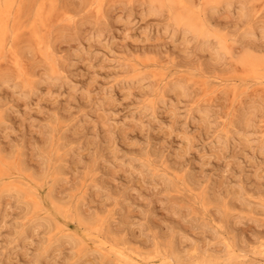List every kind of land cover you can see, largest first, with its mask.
I'll use <instances>...</instances> for the list:
<instances>
[{"label":"rangeland","instance_id":"1","mask_svg":"<svg viewBox=\"0 0 264 264\" xmlns=\"http://www.w3.org/2000/svg\"><path fill=\"white\" fill-rule=\"evenodd\" d=\"M20 1L22 7L20 16L23 13L21 22L25 25L31 24L35 10L45 0ZM63 1H65V7L62 0H59L56 9L60 10L61 15L55 13L57 17L55 16L54 19H52L53 15L50 16L52 18L47 20V24L52 23V26H43L41 31L45 37L49 36L47 38L51 41L54 50L57 48L55 56L63 61V64L66 62L68 65L70 61L69 66H71L73 63L71 71L65 64L68 70L67 72L65 69V74L71 75L72 79L68 83L55 79L47 80L42 91L33 96L21 95V91L15 88L14 82L0 85V97L2 101L8 102L1 108L2 111L0 110V126L2 125L0 152L6 159L16 160L19 163L24 160L23 165L27 166L28 173L34 172L42 177L46 176L42 180L41 195L46 198L49 192L55 189L54 194L57 192V199L70 207V212L67 214V226L65 232L56 234L50 233L46 224L36 223L41 226L36 224L31 226V232L29 230L23 237L22 229L27 221L25 200L18 197L15 192L8 194L9 196L5 195L0 207V264H119L114 255L98 250L94 240L88 239L83 247L76 248L72 240H67L63 236L71 233L83 234L90 230L100 233L109 242L117 243L127 255L135 252L149 260H155L151 264H159L154 256L169 252L173 242L182 251L180 253L186 256L184 260L186 259L190 264H212L204 261L207 257H218L217 264L239 263L238 258H233L237 259V262L230 260L226 247L227 241L237 243L240 247L238 253L242 251V254L246 253L250 261L251 258L254 259V264H264V150H256V140L252 139L248 142L245 138L249 137L248 134L244 136L245 133H241L240 135H243L241 138L233 133L240 114L242 115L250 104H259L256 107L264 113V89L262 93L260 89L256 90L259 86L252 84L253 82H241L237 79L230 81L231 73L227 69L229 65L226 62L223 65L227 66L219 64L216 68H209L212 64L210 65L208 53L206 56V53L195 52L193 48L190 50V55H187L188 47L193 45L187 43L183 35L174 36L172 30L165 29L163 25L166 19L154 18L146 11L143 13L146 0H107V3H104L106 0H97L100 4L97 3L99 6L94 4L95 9L90 6L89 11L86 10L88 7L83 6L92 15H88L82 9L83 4L80 0L79 2L78 0ZM30 2L34 7L28 5ZM77 2L80 4L77 5ZM68 4L71 6L67 8ZM227 6L218 11L215 19L217 17L216 21L221 22L223 26L228 24L226 27L232 29L235 25L234 17H236L237 9ZM100 7L103 9L101 10ZM64 8H67L69 12L65 13L68 10ZM229 8L232 9L229 10ZM98 9L99 11L96 12ZM71 10L75 13H72L74 17L71 14L73 18L69 17ZM95 12L102 17L101 20L97 18ZM263 12L261 14L264 15ZM63 14L67 17L65 20H62ZM261 14L259 20L264 21V16ZM119 15L120 21L117 19ZM128 16L131 17V22H128ZM232 17L234 21H231ZM101 32L104 34L100 37L98 35ZM89 33L93 34L91 41L83 43V40L88 38L87 35H91ZM26 36L28 35L21 38L25 40L24 42L20 39V43H15L12 38L9 39V57H7L9 62L4 63L2 68L12 72L11 74L16 73L13 52L17 51L22 59V68L24 67L30 74L36 73V79L43 72L44 62L34 50L33 54L32 48L28 50L27 46L33 39ZM259 39L261 41V38ZM79 42L84 47L78 49ZM143 46L147 49L159 47L160 51L150 52V49L145 51L147 55H151L147 56V59L153 56L151 59L160 62H158V69L152 66L145 67L141 69L142 72L147 71L148 68L149 72L156 69L160 73L165 71L168 78L173 76L174 80H188L192 73L199 72H193L191 67L202 62L206 70H211L218 77L213 73L203 75L199 72L193 79H196V82L208 79L209 83L203 82L204 84L198 85L194 81H188L187 85L191 93L188 100L181 95H179L181 99L178 98L175 91H171L172 93H169L166 99L171 98L173 102L166 100L163 105L164 102L158 97L159 91L153 92L147 98L160 101L159 105L156 104V111L153 108V100L150 106L145 101L148 99L141 97L142 90L153 83V78L143 80L138 77L135 82L134 79L132 82L124 78L123 82L118 75L119 79H116L117 76L114 73L123 66L120 64L124 63V60L127 63L134 59L133 62L136 63L138 51L133 47H140V50ZM123 47L129 48L126 49L127 52H124ZM121 48L123 55L125 53L126 57L134 55L137 61L132 56H129L130 59L127 57V60L123 55L119 57L122 51L119 53L115 51ZM183 50L185 52L182 54ZM145 51H139L137 56L140 53V58H144ZM120 58L123 60L121 63ZM164 67L169 68L162 70ZM180 75L181 77L178 78ZM138 79L143 83H137ZM172 79L169 78V80ZM220 85L223 87L220 88ZM203 86L206 89H202ZM212 86L219 88L221 92L217 90L218 93L215 91L214 96L210 94L206 97L209 103L207 104L206 101L201 100L206 94L201 90L211 91ZM225 86L227 88L229 86L230 93ZM243 86L247 87L245 88L247 94L245 93L242 97L243 101L241 99L243 104L242 102L233 104L232 98L229 97V95L234 96L232 87H237L239 91ZM193 101L196 103L193 104ZM199 102H202L201 105ZM145 104L155 111L149 107L147 109ZM192 106L194 109L190 110ZM233 106L235 107L232 109ZM209 111L212 113L210 116ZM235 111L239 113L237 112L236 115ZM260 119L259 116L257 123L259 135L264 130V117H262L263 120L260 121ZM53 120L59 121V128H65L60 129V133H57L55 137L52 134V127L57 123ZM225 120L228 121L226 124ZM230 120L236 121L235 124H230ZM214 122L215 125L212 126ZM212 127L214 130H211L209 134ZM226 129H229L227 135L224 131ZM64 130L68 133L67 137ZM108 133H110L109 136ZM62 135L66 137L67 145H64L62 151L55 157V165L59 167V171L63 169L64 174H58L54 180L55 174L47 175V160L44 156L47 149L50 150L48 147L52 141L51 138L56 146L66 142L61 141ZM215 135L217 137L221 135L223 141L219 137L217 139ZM228 136L233 137L231 138L233 142L228 139ZM253 150L257 152L253 154ZM184 175L186 182L183 183V180L179 178ZM13 179L12 181H18L16 178ZM175 179L176 187L173 186ZM28 186V182L25 181V187ZM205 192H207L208 203L205 202ZM219 200H227L230 204L228 218L223 215V210L218 204ZM79 213L82 219H85L84 221L78 218ZM96 217L101 218V222L93 224ZM49 241H52L50 246ZM46 245L50 247V252L41 260V249ZM247 258L245 259L248 260Z\"/></svg>","mask_w":264,"mask_h":264},{"label":"bare ground","instance_id":"2","mask_svg":"<svg viewBox=\"0 0 264 264\" xmlns=\"http://www.w3.org/2000/svg\"><path fill=\"white\" fill-rule=\"evenodd\" d=\"M32 1V0H31ZM39 1V0H38ZM71 1V0H70ZM69 1V2H70ZM144 1V0H143ZM33 2V1H32ZM30 2L28 3V5H32L33 3ZM35 2V1H34ZM58 2L59 0H45L43 2H41L38 6V8L36 9L37 5L35 7V12L33 15V20L31 21V24H24L21 22V1L20 0H0V85L3 83H7V82H14L15 83V88L17 90H20V94L21 95H34L36 93H40L42 91V88L44 86V84L46 83L47 80H57L60 81L62 83H68L71 81L72 77H70L71 75H67L65 74V71L67 70V68L65 67L67 64L65 62V64H63V61H60L59 58H57L55 56V49L51 43V41L45 37L43 35V32L41 31V27L43 26H47L49 24H47V20L49 21L50 16H52L51 18L54 19L56 14L55 13H59L60 14V10H56L58 7ZM61 6L64 5L65 7V1L62 0ZM74 2V1H73ZM79 2V0H78ZM78 2L76 3L77 5ZM80 2L83 4L81 7L83 10H85V8H83V6L85 5L86 7H88V9L86 8V10H89V7L91 6L92 8L95 6L97 3L100 4V2L97 0H80ZM145 4V10L143 11V13L146 11L148 13H150V15H153L154 18L157 19H166V23L163 25L165 27V29L167 30H172L174 32V36H176L177 34H181L183 35V39L189 43L192 44L193 47L189 46L188 50L186 54L190 55V50H192L194 48L195 52H202L203 54L208 53L209 56V61H210V65L211 67L209 68H216V65H226L223 63L226 62L227 65H229L227 67V69L229 70V72L231 73L230 75V81L231 80H240L241 82H253L252 84H255L259 87H263L264 86V41H262V39H264V21L259 20L260 14L264 11V0H146L144 1ZM107 3V0L106 2ZM26 4V3H24ZM63 4V5H62ZM71 4V3H70ZM67 6V8L69 7V5ZM95 4V6H94ZM103 4V2H102ZM101 4V5H102ZM228 4V6H227ZM98 5V4H97ZM24 6V5H23ZM71 6V5H70ZM99 6V5H98ZM235 7L237 9V11L235 12L236 17H234L235 21V25L234 28L229 29L228 24H225V26H223V24L219 21H216L215 16H218V11L222 8V7ZM29 7V6H28ZM32 7H34V5H32ZM31 7V8H32ZM74 7V5H73ZM78 7V6H77ZM67 8H64V10H66ZM72 8V7H70ZM91 8V9H92ZM99 8V7H98ZM232 8H229L232 9ZM28 9V8H26ZM74 9V8H72ZM100 9L102 10L103 7ZM105 9V7H104ZM235 9V10H236ZM55 10V11H54ZM63 10V9H62ZM63 10V12H64ZM68 10V9H67ZM88 13V11H86ZM100 10V11H101ZM24 11V10H23ZM28 11V10H27ZM54 11V12H53ZM72 11V10H71ZM78 11V10H76ZM82 11V10H81ZM99 11L96 10V12ZM233 11V10H232ZM53 12V14H52ZM69 12L66 11L65 13ZM95 12V13H96ZM220 12V11H219ZM73 11L71 13H69V17L71 18L73 14ZM92 13V12H91ZM229 13V12H228ZM233 13V12H232ZM264 13V12H263ZM72 14V15H71ZM77 14V13H76ZM97 14V18H99L101 20L102 17L98 16ZM95 14V15H96ZM103 14V13H101ZM61 15V14H60ZM64 15V16H63ZM62 20H65V14H63ZM83 15V14H82ZM88 15H92L89 14ZM229 15V14H228ZM234 15V14H232ZM263 15V14H261ZM103 16V15H101ZM231 16V15H230ZM229 16V19H230ZM264 16V15H263ZM32 17V16H31ZM57 17V16H56ZM74 17V15H73ZM72 17V18H73ZM84 17V16H83ZM92 17V16H91ZM94 17V16H93ZM96 17V16H95ZM50 18V19H51ZM67 18V17H66ZM89 18V17H88ZM96 18V19H97ZM105 18V17H104ZM103 18V19H104ZM107 18V17H106ZM120 18V15L117 16L118 21ZM131 18V17H130ZM129 16L127 17L128 22L130 21ZM58 19V18H57ZM60 19V18H59ZM95 19V20H96ZM102 19V20H103ZM116 19V18H115ZM116 19V20H117ZM121 19H122V14H121ZM125 19V18H124ZM123 19V20H124ZM126 19V20H127ZM67 20V19H66ZM72 20V19H71ZM98 20V19H97ZM221 20V19H220ZM233 17H232V20ZM61 22V21H60ZM88 22V21H86ZM98 22V21H97ZM131 22V21H130ZM163 22V21H162ZM50 23V22H49ZM123 23V22H122ZM226 23V22H224ZM51 25H49L50 27L52 26V23H50ZM56 24H58L56 22ZM96 24V23H95ZM54 25V24H53ZM231 25V24H229ZM48 26V27H49ZM94 26V25H93ZM122 26V25H121ZM120 26V27H121ZM128 26V25H127ZM83 27V26H82ZM124 27V26H123ZM232 27V25H231ZM69 28V27H68ZM101 28V27H100ZM48 28H46L47 30ZM71 29V28H70ZM82 29V28H81ZM80 29V30H81ZM102 29V28H101ZM65 30V29H64ZM45 31V30H44ZM94 31V30H93ZM50 32V31H47ZM97 32V30H96ZM100 32V31H98ZM169 32V31H168ZM51 33V32H50ZM91 34V33H89ZM98 34V33H97ZM101 34H104L103 32H101L98 36L101 37ZM24 35H28L26 36L27 38L29 37L30 39H33L31 41V44L27 46L28 50L32 48V52L33 50L35 51V53L39 54L38 56H41L40 58H42V61L44 62V68L43 72L40 74L39 78H36V73L30 74L29 72H26V70L24 69V67L22 68V59L20 56H18L17 51L13 52V55L15 56V62H16V73L15 74H11L6 70H3V65L6 62H9L8 58V45H9V39L12 38L14 40L15 43L19 42L20 39L24 36ZM88 38L86 36V39L80 42L86 43V42H90V38L93 37V34L91 35H87ZM104 36V35H103ZM73 37V36H72ZM108 37V36H106ZM178 37V36H177ZM261 38V41H259ZM28 39V40H30ZM68 39V38H67ZM84 39V38H83ZM23 42L25 40L21 39ZM174 40V39H173ZM78 44V49L84 47L83 44L81 43ZM174 42V41H173ZM185 42V43H186ZM20 43V42H19ZM30 43V41H29ZM54 43V42H53ZM59 43V42H58ZM57 44V43H56ZM92 44V43H91ZM13 47V46H12ZM144 47V46H143ZM139 50L140 47H133L135 48V50L139 51H145L147 49V47L143 48ZM163 47V46H162ZM161 47V48H162ZM77 48V47H76ZM112 48V47H111ZM119 48V47H118ZM126 48V47H125ZM131 48V47H130ZM157 47H153V48H149L148 47V51L150 49V52L152 50H158L160 51V49H156ZM12 49V48H11ZM117 49V48H116ZM127 50L129 49L128 47L126 48ZM125 50L124 52H127V50ZM75 50V49H74ZM111 50V49H110ZM123 50L118 49L115 52L118 51H122L121 55H119V57H121L123 55ZM131 50H134L131 48ZM146 50V51H147ZM19 51V50H18ZM22 51V50H20ZM59 51V50H58ZM57 51V53H58ZM112 51V50H111ZM143 52L142 54L144 55V58H140L141 55L139 53V55L137 56L138 52H136V57L133 55H128L127 57L129 58V56H132L135 58V61H137L136 63L133 62L134 59H132V61H126L118 59L121 61H123L124 63L120 64L123 65L119 66V70L117 72H114L116 74V76H120V81H123L124 78H127V80H131L133 82L136 81V79L139 77L141 79H149V78H153V85H149L147 86V88L143 89L140 88V90H142L143 92L141 93V97L147 98L149 95L153 94V92L159 91L158 92V97H160L162 99V101H166V96L170 95L169 93H176L179 97V95L183 96L185 99L188 100L189 96H190V88L187 85L188 81H194L196 82V79L194 80L193 77L197 76V74L199 72H201L203 75L205 73H213L211 72V70H206L203 67L202 62L201 63H197L196 65H193L191 67V69L193 70V72H198L197 74L192 73L191 77L187 79H177L174 80V77L172 80H169L168 75L165 71H161V73L156 70V69H150L151 71L149 72V68L147 69V71L145 70L144 72L141 71L142 68L145 67H158V62H160L159 60H155V59H151L153 58V56L150 59H147V56H151V55H147V53ZM163 51V50H162ZM165 51V50H164ZM178 51V50H177ZM27 52V51H25ZM74 52V51H73ZM129 52V51H128ZM179 52V51H178ZM181 52V51H180ZM185 51L183 50L182 54ZM20 53V52H19ZM29 53V52H28ZM117 53V55H118ZM132 53V52H131ZM129 53V54H131ZM160 53V52H159ZM201 53V54H202ZM16 54V55H15ZM34 54V52H33ZM32 54V55H33ZM112 54H114L112 52ZM126 54V53H125ZM125 54L123 55V57L125 56ZM152 54V53H151ZM181 54V55H182ZM200 54V53H199ZM22 55V54H21ZM36 55V54H35ZM59 55V53H58ZM57 55V56H58ZM116 55V56H117ZM23 56V55H22ZM37 56V58H38ZM202 56V55H201ZM205 56V57H206ZM30 57V56H29ZM70 57V56H69ZM118 57V58H119ZM126 57V56H125ZM126 57V60H127ZM157 57V55H156ZM203 57V56H202ZM117 58V57H116ZM171 58V57H170ZM194 58V56H193ZM192 58V59H193ZM125 59V58H124ZM130 59V58H129ZM137 59V60H136ZM63 60V59H62ZM171 60V59H170ZM200 60V58H199ZM13 61V60H12ZM25 61V60H24ZM73 61V59H72ZM71 61V62H72ZM172 61V60H171ZM175 61V60H174ZM198 61V60H197ZM202 61V59H201ZM208 61V62H209ZM119 62V61H117ZM129 62V63H128ZM14 63V62H13ZM24 63V62H23ZM38 63V62H37ZM68 63V62H67ZM162 63V62H161ZM171 62H169L170 64ZM175 63V62H174ZM193 63V62H192ZM207 63V62H206ZM36 64V63H35ZM72 65H70V61L69 64L67 65L68 70L71 71V69L73 68V63H71ZM168 64V63H167ZM191 64V63H190ZM43 65V64H42ZM64 65V67H63ZM184 64H182L183 66ZM226 65V66H227ZM25 66V65H24ZM171 66V65H170ZM189 66V65H188ZM42 67V66H41ZM218 67V66H217ZM220 67V66H219ZM15 68V67H14ZM26 68V67H25ZM169 68V67H167ZM167 68H163L162 70H167ZM41 69V68H40ZM41 69V70H42ZM66 69V70H65ZM158 69V68H157ZM189 69V67H188ZM224 69V68H223ZM40 70V71H41ZM64 70V72H63ZM67 70V72H68ZM144 70V69H143ZM141 71V72H140ZM210 71V72H209ZM227 71V70H226ZM14 72V71H13ZM39 72V71H38ZM74 74V71H72ZM140 72V73H139ZM135 73V74H134ZM153 73V74H150ZM182 73V72H181ZM226 73V72H225ZM30 74V75H29ZM39 74V73H38ZM71 74V73H70ZM114 74V75H115ZM132 74V75H130ZM174 74V73H173ZM176 74V73H175ZM214 74V73H213ZM211 74V75H213ZM219 74V72H218ZM178 75V74H177ZM208 75V74H207ZM215 75V74H214ZM117 76L116 79H119ZM184 76V75H182ZM206 76V75H205ZM217 76V75H215ZM74 77V76H73ZM181 75L178 77L180 78ZM189 77V75L187 76ZM214 78V76H211V78ZM218 77V76H217ZM216 77V78H217ZM207 78V77H204ZM115 79V80H116ZM210 79V78H209ZM221 79V78H220ZM138 79V82H141V80ZM223 80V79H222ZM228 80V78H227ZM119 81V82H120ZM126 81V80H125ZM50 82V81H48ZM118 82V83H119ZM124 82V81H123ZM204 83L208 84L209 80L208 79H204L203 80ZM203 82H196V84L199 85V83L204 84ZM229 82V81H228ZM61 83V84H62ZM143 83V82H141ZM140 85H143L141 84ZM148 83V82H147ZM189 84V83H188ZM225 84V83H224ZM230 84V83H229ZM228 84V85H229ZM234 84V83H233ZM237 84V83H236ZM249 84V83H248ZM247 84V85H248ZM64 85V84H63ZM66 85V84H65ZM235 85V84H234ZM245 85V86H247ZM253 85V86H255ZM227 86V85H226ZM225 86V87H226ZM230 86V85H229ZM228 86V88H229ZM249 86V85H248ZM2 87V86H1ZM144 87V86H143ZM204 87V86H203ZM206 87V85H205ZM202 88V89H206V88ZM215 87V86H214ZM212 86V89L214 88ZM223 87L222 85H220V88ZM224 87V88H225ZM257 88L256 90L259 91H263V88ZM177 88H180L182 90H177ZM192 88V87H191ZM209 88V87H208ZM226 87V90H229L231 88L228 89ZM244 88V86H243ZM240 87L241 90L238 91L237 87H232V92L234 94V96H230V98H232L233 104H235L236 102H242L243 99L242 97L245 95V93L247 92V87L244 88ZM252 88V87H251ZM256 88V87H254ZM253 88V90H254ZM2 89V88H1ZM159 89V90H158ZM174 89V90H173ZM195 89V87H194ZM208 90V91H202L201 92H206V94H201L204 95V98L201 99L202 101H206V97H208L210 94L213 95V93H216L217 90H219V88H214V90ZM16 90V91H17ZM187 90V91H186ZM250 90V89H249ZM1 91V90H0ZM172 91V92H171ZM196 91H198L196 89ZM216 91V92H215ZM220 91V90H219ZM223 91V90H222ZM241 91V92H240ZM258 91V92H259ZM140 92V91H139ZM221 92V91H220ZM225 92V91H224ZM231 92V90H229V93ZM253 92V91H252ZM257 92V91H256ZM218 93V92H217ZM249 93V91H248ZM255 93V92H254ZM260 93V92H259ZM263 93V92H262ZM2 94V93H1ZM197 94V93H196ZM200 94V97L202 96ZM220 94V93H219ZM232 94V93H231ZM247 94V93H246ZM251 94V93H250ZM261 94V93H260ZM139 95V94H138ZM155 95V94H154ZM157 95V94H156ZM173 96V94L171 95V97ZM175 96V95H174ZM196 96V95H195ZM214 96V95H213ZM212 96V97H213ZM170 97V96H169ZM191 97V96H190ZM199 97V99H200ZM175 98V97H174ZM184 98L182 100H184ZM214 98V97H213ZM217 98V97H216ZM249 98V97H248ZM140 97L138 98V100L140 101ZM148 99V98H147ZM159 99V98H158ZM169 99V98H168ZM171 99V98H170ZM167 100V101H171V100ZM181 99V98H180ZM210 99V97H209ZM242 99V101H241ZM153 100V102H152ZM198 100V99H197ZM200 100V101H201ZM212 100V98L210 99ZM231 100V99H230ZM260 100V99H259ZM146 104H149L152 102L153 104V108L156 110V104L159 105L160 101L154 100V99H148L145 100ZM150 101V102H149ZM180 101V100H179ZM208 101V100H207ZM206 101V102H207ZM230 101V102H232ZM246 101V100H245ZM244 101V103H245ZM138 102V101H137ZM144 102V100H143ZM149 102V103H148ZM173 102V101H171ZM204 102V103H206ZM261 102V101H260ZM139 103V102H138ZM196 101H193V104H195ZM200 103V102H199ZM199 103H197V105L199 106ZM202 103V102H201ZM200 103V105H201ZM211 103V102H210ZM254 103V102H253ZM258 103V102H257ZM8 102L2 101V97H0V110L1 108L5 107V105H7ZM145 104V105H146ZM207 104H209L207 102ZM212 104V103H211ZM243 104V102H242ZM247 104V103H246ZM256 104V103H255ZM163 105H165V102L163 103ZM230 105V104H229ZM228 105V106H229ZM259 105V104H256ZM256 105L254 104H250L245 111H243V114H240V119L237 121V125L234 128V134L238 136H241V138H243V135H240L241 133H245L244 136L246 134H248L249 137H245L246 140L249 142L250 140H256V146L257 149L260 150H264V130H262V134L259 135L260 130L259 128H257V123H258V117L260 116L261 120L262 117H264V114L260 109H258L256 107ZM261 105V103H260ZM147 106V105H146ZM151 106V105H150ZM150 106H147V109ZM213 106V104H212ZM263 106V105H262ZM261 106V107H262ZM144 107V106H142ZM197 107V106H196ZM203 107V106H202ZM211 107V106H210ZM231 107V106H230ZM235 106L232 107V109ZM240 107V106H239ZM242 107V106H241ZM152 108V110H154ZM188 108V107H187ZM213 108V107H211ZM190 109V108H188ZM194 109V107L192 106V108L190 110ZM214 109V108H213ZM7 110V109H6ZM154 110V111H155ZM235 110V109H234ZM2 111V110H1ZM157 111V110H156ZM159 111V110H158ZM204 111V110H203ZM230 111V110H229ZM193 112V111H192ZM191 112V113H192ZM198 111H196L197 113ZM202 112V111H201ZM200 112V114H201ZM206 112V110H205ZM210 112V111H209ZM215 112V110H214ZM219 112V111H218ZM233 112V111H232ZM236 112V111H235ZM234 112V113H235ZM238 112V111H237ZM236 112V115L239 113ZM156 113V112H155ZM208 113V110H207ZM206 113V114H207ZM217 113V112H216ZM231 113V112H230ZM262 113V114H261ZM195 114V113H193ZM228 114V113H227ZM1 115V114H0ZM157 115V114H156ZM192 115V114H191ZM190 115V116H191ZM212 115V113L210 112L209 116ZM230 115V114H229ZM233 115V114H231ZM235 115V114H234ZM221 116V115H219ZM208 117V114H207ZM206 117V118H207ZM223 117V116H221ZM236 117V116H235ZM109 118V117H108ZM211 118V117H210ZM213 119V118H211ZM225 119V118H224ZM230 119V118H229ZM232 119V118H231ZM59 120V119H58ZM105 120V119H104ZM106 120H108L106 118ZM204 120V118H203ZM222 120V119H221ZM235 120V119H234ZM234 120H230V124H235ZM54 121V120H53ZM63 121V120H62ZM206 121V119H205ZM226 121V120H225ZM55 123H57L54 127H52V134L55 135L57 133H60V129L58 126L59 121L56 122V120L54 121ZM224 122V121H223ZM228 121L225 122V124ZM67 123V122H65ZM105 123V122H104ZM107 123V122H106ZM209 123V121H208ZM213 123V122H212ZM220 123V122H219ZM68 124V123H67ZM224 124V123H223ZM66 125V124H65ZM215 125L212 124V126ZM229 125V124H228ZM2 126V125H1ZM0 126V127H1ZM63 126V125H61ZM60 126V127H61ZM70 126V125H69ZM210 126V124H209ZM222 126V124H221ZM227 126V125H226ZM6 127V126H5ZM220 127V126H219ZM70 128V127H69ZM117 128V127H116ZM213 128V127H212ZM217 128V125H216ZM222 128V127H221ZM226 128V127H225ZM4 129V128H3ZM65 129V128H64ZM223 129H224V125H223ZM214 130L210 128L209 130V134L211 133L210 131ZM62 131V130H61ZM66 131V130H64ZM220 131V129H219ZM226 135L229 132V129L224 130ZM110 132V130H109ZM232 132V131H231ZM107 133V131H106ZM111 133V132H110ZM108 133V136L109 134ZM65 136L67 137L66 133L64 132ZM208 134V133H207ZM57 136V135H56ZM106 136V137H108ZM111 136V135H110ZM216 136V135H215ZM223 136V134H222ZM251 136V137H250ZM255 138H252V137ZM66 137H64V135L61 136V141L65 140L66 142H61L59 143L57 146L52 139V141L50 142V145L48 148H50V150L47 149V151L45 152V158L47 160V175L51 176V174H55L57 177L58 174H64V170L60 169L59 171V167H57L55 165L56 161H55V157L58 156L59 152L62 151V147L64 145H67V140L65 139ZM213 137V136H212ZM217 137V136H216ZM218 137L221 139V135ZM217 137V139H218ZM225 137V136H224ZM236 137V136H235ZM69 138V137H68ZM109 138V137H108ZM107 138V139H108ZM231 136H228V139L231 140ZM238 138V137H237ZM70 139V138H69ZM111 139V137L109 138ZM215 139V140H217ZM219 139V140H220ZM227 139V138H226ZM108 141V140H107ZM218 141V140H217ZM221 141H223L221 139ZM218 141V142H221ZM110 142V141H109ZM108 142V143H109ZM112 142V141H111ZM225 142V140H224ZM231 142H233V139L231 140ZM70 143V142H68ZM247 143V142H246ZM254 144V143H253ZM106 145V144H105ZM256 150H253V154H255V152H257ZM104 151V150H103ZM44 152V151H43ZM68 152V151H67ZM114 152V151H113ZM159 152V150H158ZM152 153L154 154V152L152 151ZM162 153V152H161ZM70 154V152L68 153ZM159 154V153H157ZM177 154V153H176ZM44 155V154H43ZM115 155V154H113ZM20 156V155H19ZM155 156V154L153 155ZM160 156V155H159ZM170 156V155H169ZM117 156H115L116 158ZM148 157V156H147ZM44 158V159H45ZM136 158V157H135ZM177 159V158H175ZM143 160V159H142ZM172 160V159H171ZM179 160V159H178ZM22 162H18L16 160H11V159H6L2 153L0 152V207L2 205L3 202V198L6 197L5 195H10L12 193L15 192V194L20 197L23 198L25 200L26 203V214H27V221L26 223L23 225V229H22V235L23 237L25 235H27V233L29 232L31 226H34L36 223H44L47 225L49 232H55L56 234H60L65 232V227L66 222H67V218H68V212H70V207L66 206V204L61 203L59 201V199H57V192H55L54 194V190H51L49 192V195L46 198L42 197V187H43V183L42 180H44V178H46L45 175H43L44 177H42L41 175L37 174V173H28V168L27 166L23 165V162H25L24 160H21ZM173 161V160H172ZM180 161V160H179ZM95 162V161H94ZM149 162H151V160L149 159ZM155 163V162H154ZM58 164V163H57ZM95 164V163H93ZM174 166V165H173ZM177 166V165H176ZM168 168V167H167ZM67 169V168H66ZM39 171V170H38ZM68 171V170H67ZM96 172V171H95ZM93 173V172H92ZM91 173V174H92ZM44 174V173H43ZM162 175V174H161ZM160 175V176H161ZM53 176V175H52ZM163 177H165L163 175ZM13 178H16L18 181H12L14 180ZM168 178V177H167ZM185 175L180 177V180H183V183L186 182L185 179ZM25 181L28 182V187H25ZM58 181V178L56 179V182ZM87 182V181H86ZM176 182L177 180L175 179V182L173 183V186L176 187ZM210 182V181H209ZM211 183V182H210ZM60 184V183H59ZM207 185V184H206ZM85 186H87L85 184ZM180 186V185H179ZM167 187V185H166ZM186 187L187 184H186ZM211 187V186H209ZM79 188V187H78ZM189 188V187H188ZM202 188V187H201ZM84 189V188H83ZM82 189V190H83ZM260 191V189H259ZM219 192V191H218ZM250 194V193H249ZM8 195V196H9ZM213 195V194H212ZM211 195V196H212ZM223 195V194H222ZM252 195V194H251ZM240 196V195H238ZM77 197V196H76ZM241 198V197H240ZM253 198V196H252ZM262 198V197H261ZM231 199V198H230ZM229 199V201H230ZM208 196H207V192H205V202L208 203ZM241 200V199H240ZM239 200V201H240ZM244 200V199H243ZM5 201V200H4ZM235 201V200H234ZM260 201V200H259ZM67 202V201H66ZM264 202V200H263ZM232 203V202H231ZM234 203V202H233ZM237 203V202H236ZM240 203V202H239ZM218 204L220 206V208L223 210V215H225V217H229V211L231 210L230 204L228 203L227 200H219ZM10 205V204H9ZM238 205V204H237ZM254 205V204H253ZM234 206V205H233ZM241 206V205H239ZM249 206V205H248ZM259 206V205H258ZM238 207V206H237ZM243 207V206H242ZM246 207V206H245ZM251 207V206H250ZM236 208V207H235ZM249 208V207H248ZM251 209V208H250ZM257 209V208H255ZM252 210V209H251ZM208 211V209H207ZM239 211V210H238ZM256 211V210H255ZM261 211V210H260ZM82 212V211H81ZM236 212V211H235ZM242 212H244L242 210ZM246 212V211H245ZM244 212V213H245ZM250 212V211H249ZM256 213V212H255ZM261 213V212H260ZM237 214V213H234ZM238 215V214H237ZM81 218V220H85L82 219L80 213L78 215V218ZM235 217V216H234ZM237 218V217H236ZM239 218V217H238ZM101 219V218H100ZM99 219V217H96V221L93 222V224H97L98 222H101ZM235 219V218H234ZM69 220V219H68ZM236 220V219H235ZM226 221V220H225ZM237 223V222H235ZM92 224V225H93ZM37 225V224H36ZM37 226H41V225H37ZM36 229V228H35ZM40 229V228H39ZM17 230V229H16ZM41 230V229H40ZM95 230V229H93ZM31 232V230H30ZM212 234V233H211ZM65 239L67 240H72L73 245L76 248H81L86 244V241L88 239H92L95 242V247L100 250V251H104L105 254H111L115 256V259L118 261L119 264H151L153 262H155V260H149L147 257H143L138 253H133L131 255H127L124 251L123 248H119L117 243H112L109 242L108 240H105L100 233L94 232L92 230L90 231H85L83 234H78V233H71V234H64L63 235ZM235 239V238H234ZM229 240V239H228ZM48 241V240H47ZM258 242V241H256ZM71 244V243H70ZM52 245V241H49V246ZM180 245V244H179ZM181 246V245H180ZM226 247L229 251L230 254V260L233 258H238L239 261L236 259L234 261H238L239 263L236 264H254L253 261L254 259L251 258V261L246 257V253L242 254V252L238 253L239 250V246L237 243L233 242H226ZM242 247V246H241ZM226 249V250H227ZM243 250V248H241ZM240 249V251H241ZM50 252V247H48V245L42 247L41 249V253H40V259L42 260V258L48 254ZM127 252V251H126ZM180 252L178 247L175 246L174 242L171 243L170 245V251L166 252V253H161V254H157L154 257L157 258L159 264H190L189 262L186 261V259L184 260V258H186V256L184 257ZM228 256V255H227ZM263 257V256H262ZM245 258H247L248 260H246ZM39 259V260H40ZM218 259V257H210V258H206L204 259V261H209L212 264H217L216 260ZM262 259V258H261ZM115 260V261H116ZM200 260V259H199ZM258 260V259H257ZM38 261V260H37ZM116 261V262H117ZM40 262V261H39ZM199 262V261H198ZM202 262V260L200 261ZM260 264V263H259Z\"/></svg>","mask_w":264,"mask_h":264}]
</instances>
